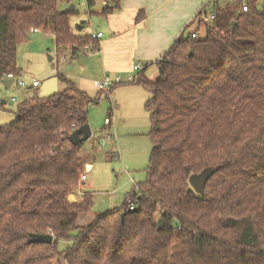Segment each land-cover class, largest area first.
<instances>
[{
	"label": "trees",
	"instance_id": "obj_1",
	"mask_svg": "<svg viewBox=\"0 0 264 264\" xmlns=\"http://www.w3.org/2000/svg\"><path fill=\"white\" fill-rule=\"evenodd\" d=\"M67 1L0 0V80L19 75L18 45L31 28L53 33L71 58L97 45L73 32ZM246 5L216 4L208 23L203 6L193 30L204 36L184 32L154 61L157 79L144 76L145 64L132 81L150 92L146 179L86 224L92 194L67 200L86 163L68 135L88 123L97 99L61 76L64 91L17 106L0 125V264H53L61 251L65 264H264V4ZM208 167L200 195L188 178ZM31 233L54 240L29 242ZM59 241L71 245L60 250Z\"/></svg>",
	"mask_w": 264,
	"mask_h": 264
},
{
	"label": "rangeland",
	"instance_id": "obj_2",
	"mask_svg": "<svg viewBox=\"0 0 264 264\" xmlns=\"http://www.w3.org/2000/svg\"><path fill=\"white\" fill-rule=\"evenodd\" d=\"M262 1L257 0L260 7ZM209 11L208 7L207 12ZM69 21L74 29L76 25L80 26L82 23L87 31L92 29L93 24L97 26L99 22L95 16L89 17L83 6L75 9ZM187 29L190 30V26ZM204 33L203 29L199 31L200 36H204ZM54 46L52 35L41 31L36 34L30 31L25 41L18 45L16 63L20 73L17 78L24 81L27 86L32 80H38L40 84L37 89L29 90L20 88L15 80L8 88L0 84V101L5 100V103L0 106V125L15 119L17 106L25 99L34 95L43 97L62 92L71 84L77 89L82 88L90 98H96L97 103L90 104L88 110V124L92 137L82 143L79 150L80 155H87L86 157H90L96 164L93 172L96 174L97 181L91 185L94 193L90 210V217H92L93 214L98 215L121 207L126 195L132 191L133 187L138 193L141 183L146 179L151 142L149 115L145 111L144 104L149 94L140 84H127L131 82H122V85L111 95L107 96L105 92L99 93L92 78L91 80L82 79L81 70L86 66L85 56L80 54L70 61L69 58L61 57V53L57 52ZM149 67V70L144 73L145 77L157 79L158 76H155L156 78L151 76L152 73H158L156 65ZM61 76L70 85L63 82ZM12 97L16 100L12 101ZM111 104L112 110L117 113L118 127L112 125L108 128L104 125V118ZM111 121L113 124L112 118ZM107 134H111V138L106 139L107 141H104L102 145L100 140ZM122 145L124 146L120 148ZM111 153H114L116 157L111 158ZM84 173L85 171L82 174ZM132 180L133 182H130ZM72 233L74 234L75 231ZM69 245H71L70 241L58 242L60 250ZM53 264H65V253L61 251Z\"/></svg>",
	"mask_w": 264,
	"mask_h": 264
},
{
	"label": "crops",
	"instance_id": "obj_3",
	"mask_svg": "<svg viewBox=\"0 0 264 264\" xmlns=\"http://www.w3.org/2000/svg\"><path fill=\"white\" fill-rule=\"evenodd\" d=\"M209 1L210 0H117V8L103 13L102 10L104 7L114 5L112 0H93L91 8L86 4V0H82V2L77 0L74 9L83 6L85 8V13L91 18L95 16L99 22H97V26L93 24L92 29L89 31L85 30L82 23L80 26L76 25L75 29L71 26L73 32L86 35L101 33L100 37H96V46L89 44L83 49V52L80 53L85 56L84 63L86 65L85 68L81 70L83 73L82 79L85 80L87 78L91 80L92 78L94 81L102 80L105 76L113 78L116 75H121L122 77L134 75L136 78L141 70L135 71L133 69L135 64H140L142 68L145 64L148 65L145 70L146 72L149 70V66L155 65L154 61L158 60L181 34L188 31L191 32V30L195 28L194 26H196L197 20L199 19V13L201 11L203 12V6H208L211 10L212 6ZM263 4L264 0L260 5L262 6ZM188 26H190V30L187 29ZM40 31L43 33L48 32L37 29L36 31H31V33L36 34ZM48 33L52 35L54 40L53 33ZM60 55L64 59L69 58L71 59L70 61L73 60L68 52H63ZM151 76L156 78L158 73H152ZM149 80L153 79L149 78ZM11 82L12 81H10V85ZM127 84L137 85L138 83L131 82ZM120 85H122V83L113 85L109 93L108 91L105 92L107 96L117 90ZM79 89L83 91L82 88ZM145 90L149 94L147 95L148 98L146 97L147 101L150 97V92L147 89ZM98 92L103 93V91L100 90H98ZM112 109L111 104L106 117L112 118L113 124L111 121V123L106 126L108 128H111L112 125L118 127L117 113ZM145 111L147 112L146 108ZM106 139L109 138L103 136V139L100 140L102 145L105 143L104 141H107ZM123 146L124 145L120 148ZM80 156L86 159L84 169L85 178L81 179L80 177L79 187L69 194L68 201L70 202L80 201L86 192H90L92 197H94L91 185L97 181L96 174L93 172L96 168V164L91 161L89 156V158L86 157L87 155ZM87 180H89V182ZM130 182H133V180ZM90 215V213L87 216L83 215L80 219L81 224H86L95 217V214H93L92 217H90Z\"/></svg>",
	"mask_w": 264,
	"mask_h": 264
},
{
	"label": "water",
	"instance_id": "obj_4",
	"mask_svg": "<svg viewBox=\"0 0 264 264\" xmlns=\"http://www.w3.org/2000/svg\"><path fill=\"white\" fill-rule=\"evenodd\" d=\"M75 8L74 3H70L68 6H66L61 12L66 11H72ZM208 23V22H207ZM236 21H232L230 24L231 30L234 29V26L236 25ZM0 84L6 88L10 86V80L9 79H2L0 80ZM2 103H4V100H2ZM92 137V131L88 123L79 126L75 128L69 135L68 140L70 143L74 146L84 143L85 141L91 139ZM88 166V165H87ZM215 168L208 167L204 168L199 173H192L188 180L194 191L200 195L204 194V187L206 181L210 178V176L214 173ZM136 210V208L134 209ZM124 216V212L121 213V217ZM163 225L162 218H159L157 220V228H161ZM54 240L53 235L50 233H31L29 242H41V243H47L50 244Z\"/></svg>",
	"mask_w": 264,
	"mask_h": 264
},
{
	"label": "built area",
	"instance_id": "obj_5",
	"mask_svg": "<svg viewBox=\"0 0 264 264\" xmlns=\"http://www.w3.org/2000/svg\"><path fill=\"white\" fill-rule=\"evenodd\" d=\"M235 1H238V0H210L209 2H210L212 7H211V10L207 13L206 18L204 19L205 23H207L208 21L213 20L215 18V12H214L213 6H215L216 4L225 5V4L233 3ZM239 2H241L242 11H247L248 8L246 5V2L243 0H239ZM70 3L77 4V0H68L66 2V6H68ZM30 30L36 31L37 29L31 28ZM91 36L94 38L100 37L101 33H92ZM190 36H191V38H198L200 36V34H199V32H196L195 30H191ZM133 69L135 71H140V70H142V66L140 64H135ZM7 79H9L10 81L15 80L16 84L22 89H30V88L36 89L40 84L38 80H32L31 84L29 86H27V84L24 81L19 80L17 78V76L15 74H12V73L7 74ZM134 79H135L134 75H127L125 78H123L121 75H116L113 78H110L109 76H105V77H103L102 80H94L93 84L98 90L106 92L107 90H109V88H111L115 84H119L122 82H132ZM11 100L15 101L16 98L12 97ZM110 123H111L110 117H106L104 119V125L108 126ZM105 137L110 139L111 134H107ZM80 177H81V179H84L85 175L81 174ZM128 203H129L128 208L134 209L133 203H131L130 201Z\"/></svg>",
	"mask_w": 264,
	"mask_h": 264
}]
</instances>
